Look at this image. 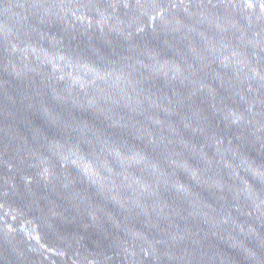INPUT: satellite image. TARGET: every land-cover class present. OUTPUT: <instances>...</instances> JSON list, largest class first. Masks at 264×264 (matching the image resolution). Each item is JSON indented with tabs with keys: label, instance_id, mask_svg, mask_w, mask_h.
Here are the masks:
<instances>
[{
	"label": "water",
	"instance_id": "water-1",
	"mask_svg": "<svg viewBox=\"0 0 264 264\" xmlns=\"http://www.w3.org/2000/svg\"><path fill=\"white\" fill-rule=\"evenodd\" d=\"M0 264H264V0H0Z\"/></svg>",
	"mask_w": 264,
	"mask_h": 264
}]
</instances>
